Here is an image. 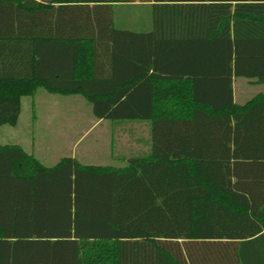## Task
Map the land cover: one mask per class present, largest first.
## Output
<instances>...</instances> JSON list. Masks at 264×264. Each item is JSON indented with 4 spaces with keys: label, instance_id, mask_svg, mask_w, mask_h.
<instances>
[{
    "label": "trees",
    "instance_id": "trees-1",
    "mask_svg": "<svg viewBox=\"0 0 264 264\" xmlns=\"http://www.w3.org/2000/svg\"><path fill=\"white\" fill-rule=\"evenodd\" d=\"M241 77L264 83V0H0V126L39 89L148 126L123 167L0 146V264L21 241L74 245L55 264H264V93L236 103Z\"/></svg>",
    "mask_w": 264,
    "mask_h": 264
},
{
    "label": "rangeland",
    "instance_id": "rangeland-1",
    "mask_svg": "<svg viewBox=\"0 0 264 264\" xmlns=\"http://www.w3.org/2000/svg\"><path fill=\"white\" fill-rule=\"evenodd\" d=\"M135 14V17L143 15L142 22L129 30L148 31L150 14L147 11H135ZM235 91L236 101L242 104L264 93V83L254 84L247 78H236ZM131 136L130 132L116 131L115 125L108 120L97 121L91 104L81 96L52 95L39 89L33 98H21L15 126L0 127V146L18 145L46 168L54 167L66 157L75 158L83 165L123 167L121 153L129 154ZM12 247L18 253L13 264H52V261L55 264V258L70 254L72 248L75 260V247L68 243L26 244L21 241ZM41 249H47L46 258L39 256L43 253ZM51 255H54L53 260Z\"/></svg>",
    "mask_w": 264,
    "mask_h": 264
},
{
    "label": "crops",
    "instance_id": "crops-1",
    "mask_svg": "<svg viewBox=\"0 0 264 264\" xmlns=\"http://www.w3.org/2000/svg\"><path fill=\"white\" fill-rule=\"evenodd\" d=\"M235 81H236V78L233 79V92H234V99H235V102L238 103L236 100V91H235ZM254 84H257V83H254ZM38 91V90H37ZM46 92V91H45ZM37 93V92H36ZM35 93V95H36ZM47 93V92H46ZM49 94V93H48ZM34 95V96H35ZM52 95H57V94H52ZM33 96V97H34ZM62 96V95H60ZM71 96H74V95H71ZM79 96V95H78ZM256 96V95H255ZM32 97V98H33ZM64 97H68V96H64ZM83 98V97H82ZM251 100V99H250ZM248 100V101H250ZM248 101H246L245 103H247ZM245 103H238L240 105H243ZM97 120V119H96ZM97 121H102V120H97ZM1 127V126H0ZM130 132L132 134V136L130 137V152L129 154H123L121 153V157L122 156H130L138 151H141V150H145L146 149V146H144L146 144V141L148 139V126L146 123H136V124H131L130 125ZM143 142V143H142ZM96 166V165H95ZM10 243V242H9ZM14 243V242H13Z\"/></svg>",
    "mask_w": 264,
    "mask_h": 264
}]
</instances>
